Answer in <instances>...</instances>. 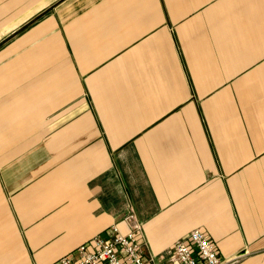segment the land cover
Segmentation results:
<instances>
[{
  "label": "crops",
  "instance_id": "crops-1",
  "mask_svg": "<svg viewBox=\"0 0 264 264\" xmlns=\"http://www.w3.org/2000/svg\"><path fill=\"white\" fill-rule=\"evenodd\" d=\"M203 230L264 264V0H0V264Z\"/></svg>",
  "mask_w": 264,
  "mask_h": 264
},
{
  "label": "built area",
  "instance_id": "built-area-1",
  "mask_svg": "<svg viewBox=\"0 0 264 264\" xmlns=\"http://www.w3.org/2000/svg\"><path fill=\"white\" fill-rule=\"evenodd\" d=\"M127 231L112 226L113 235L97 234L80 244L71 253L60 257L55 264H160L145 250L143 225L131 208L124 217ZM176 263L222 264L223 260L208 235L193 229L189 241L175 245Z\"/></svg>",
  "mask_w": 264,
  "mask_h": 264
}]
</instances>
